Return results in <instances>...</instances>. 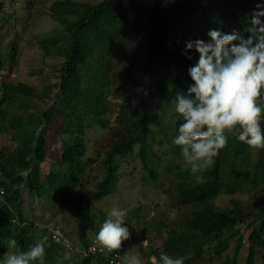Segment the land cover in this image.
Returning <instances> with one entry per match:
<instances>
[{
  "label": "trees",
  "instance_id": "1",
  "mask_svg": "<svg viewBox=\"0 0 264 264\" xmlns=\"http://www.w3.org/2000/svg\"><path fill=\"white\" fill-rule=\"evenodd\" d=\"M8 1L9 7L7 0L0 2V14L11 10L16 17L18 7L31 9L37 0ZM262 3L264 0H103L92 5L56 1L51 17L62 31L39 44L47 56L62 60L60 82L38 91L12 80V70L6 71L0 62L4 73L0 135L13 128L15 142L12 151L0 149V243L12 241L18 251H27L48 230H57L43 229L36 235V218L29 212L33 223L25 224L23 187L34 205L30 196L36 188L46 187L40 182L46 161L51 160L52 170L46 179L52 191L70 185L75 192L88 178L91 165L101 158L104 180L95 190L77 194L78 234L88 249L91 244L84 223L92 204L114 192L120 179L118 158L138 147L145 169L157 180L149 163L161 160L155 149L159 138L167 143L175 160L183 161L180 146L172 143L182 123L173 101L193 83L187 69L198 59L195 50L185 55V43L207 41V33L213 29L224 33L235 30L247 38L250 15ZM56 90H60L58 101L48 108ZM19 102L31 110L27 119L14 118L9 111ZM90 136L99 137L90 143ZM89 144L96 158L89 155ZM253 152L258 155L255 162ZM202 175L203 182H197L190 168L182 170L175 165L169 202L172 209L191 208V212L169 227L160 254L183 256L185 264H195L204 258L205 249L215 245L209 253L210 263L219 258L221 264H264V150L251 149L229 134L228 145ZM246 194L252 195L251 205L243 206L236 198L228 210L217 206L221 198ZM250 230L245 240L243 234ZM229 231L232 233L227 236ZM236 239L230 256L227 252ZM244 244H248L249 253L241 262ZM45 248L46 264L66 256L65 249L56 244H45ZM95 258L84 257L83 264H91ZM100 259V264L108 263V258Z\"/></svg>",
  "mask_w": 264,
  "mask_h": 264
},
{
  "label": "rangeland",
  "instance_id": "2",
  "mask_svg": "<svg viewBox=\"0 0 264 264\" xmlns=\"http://www.w3.org/2000/svg\"><path fill=\"white\" fill-rule=\"evenodd\" d=\"M2 0H0L1 2ZM58 0H37L31 9H25L22 5L16 10V17L12 11L0 14V62L6 71L12 70V80L27 84L40 91L43 88L60 82V73L58 71L62 67V60L52 56H47L41 48L39 42L44 39H52L55 35L62 31V27L52 19L51 7ZM73 2L89 3L96 5L103 0H72ZM8 7L10 2L7 0ZM13 61L10 62L11 56ZM3 72L0 73L3 76ZM56 95L51 96L48 101V108L53 107L60 94V90L55 91ZM33 102H31L32 107ZM24 102H19L9 107V111L14 113V118L20 116L22 118L29 115L31 110ZM17 119V118H16ZM15 119V120H16ZM18 120V119H17ZM20 121V120H19ZM18 121V122H19ZM14 129L0 135V149L4 151H12L15 142H13L12 134ZM99 136H90V143L96 140ZM156 151L159 153L160 161L149 163V168L158 176L154 180L148 171L139 155V148L135 147L132 154L118 158L116 164L119 166L120 179L114 192L104 197L102 200L92 204V212L88 220L84 223L87 240L90 244L96 242L95 236L99 231L104 217L113 208L118 207L126 210L127 217L125 226L132 230L141 232L142 242L146 245L143 247L141 242H138L136 248L132 252H139L143 260V264H151L152 256H159L163 251L164 242L167 238L169 227L175 220H184L183 215H189L191 208H181V210L172 209L169 202L168 191L170 190L173 178L175 165L179 164L182 170L189 168L184 161L175 160L164 140L156 139ZM89 155L96 158V154L91 151V145H88ZM11 149V150H10ZM257 152H253V162L257 160ZM48 161H51L50 159ZM46 161L42 167L41 177L42 184H45L43 190L36 188L35 192L30 196V200L26 198L27 191L23 194L25 200V212L34 214L38 228L36 235H41L43 227L60 229L66 236L68 242L72 245L73 251H66L68 255H75V264H83L84 257H81L80 252L84 249V245L78 234L80 221L77 217V194L83 190H95L98 183L104 180L106 171L102 165V159L91 165L89 168L88 178L82 181L81 185L71 192L70 185L65 188H58L52 191V186H49V180L46 179L50 171V165ZM56 169V168H54ZM25 188L23 187V190ZM252 195L227 196L217 201V206L222 210H228L232 207L231 200L240 198L243 206L251 205ZM35 206V212L33 210ZM25 222L32 224L33 221L25 214ZM250 231H246L243 236L247 240ZM232 231L226 235L229 236ZM237 239L230 244V256H233L237 246ZM205 249L204 258L195 264H221L222 260L215 258L209 262V253L212 247ZM64 250V248H63ZM18 248L12 241L5 244L0 243V257L6 254H14ZM249 253L248 244H244L239 260L244 262ZM77 256V257H76ZM79 256V257H78ZM259 258V257H258ZM100 258L96 257L91 264H100ZM68 261H55V264H67ZM258 264H262L258 261Z\"/></svg>",
  "mask_w": 264,
  "mask_h": 264
},
{
  "label": "clouds",
  "instance_id": "3",
  "mask_svg": "<svg viewBox=\"0 0 264 264\" xmlns=\"http://www.w3.org/2000/svg\"><path fill=\"white\" fill-rule=\"evenodd\" d=\"M246 31L247 38L235 30L213 29L207 41L185 43V55L195 50L198 59L187 69L193 83L173 101L182 123L172 143L180 146L197 182H203L202 174L228 145L229 134L251 149L264 150V3L251 13ZM126 217V210L118 207L107 213L95 236L101 251L120 250L130 239ZM45 258V242L40 240L27 251L0 257V264H46ZM120 259L121 264H143L140 253L130 250ZM151 264H185V257L162 253L152 256Z\"/></svg>",
  "mask_w": 264,
  "mask_h": 264
},
{
  "label": "built area",
  "instance_id": "4",
  "mask_svg": "<svg viewBox=\"0 0 264 264\" xmlns=\"http://www.w3.org/2000/svg\"><path fill=\"white\" fill-rule=\"evenodd\" d=\"M1 194H3V191L1 192ZM42 240H44L45 244L47 245L56 244L58 246H62L64 249L70 252L74 250L72 245L68 242V239L59 230H52V229L48 230L46 234L43 236ZM138 242H141L143 244V247L146 246L142 242L140 231H136L134 234L130 233V239L122 242V247L120 250H114L112 253L101 251L98 247L97 242H94L88 247L86 255L100 257V258L106 257L108 258L107 264H121L120 257L124 254L125 251L128 250L133 251L134 248H136Z\"/></svg>",
  "mask_w": 264,
  "mask_h": 264
},
{
  "label": "crops",
  "instance_id": "5",
  "mask_svg": "<svg viewBox=\"0 0 264 264\" xmlns=\"http://www.w3.org/2000/svg\"><path fill=\"white\" fill-rule=\"evenodd\" d=\"M52 163V162H51ZM50 165V164H49ZM50 168V170H52V166H50L49 167ZM26 189H24L23 190V193H24V191H25ZM27 194H28V196H27ZM26 198H27V200H28V198H29V192H27L26 193ZM26 214V216H28V214L27 213H25ZM25 224H27L28 225V223L27 222H25ZM35 224H36V227L38 228V224H37V222H36V220H35ZM31 225V224H30ZM44 229H48L49 227H43ZM59 231H60V229H59ZM131 231L132 230H129V232L131 233ZM64 235V234H63ZM65 236V235H64ZM59 247H61V248H63L62 246H59ZM86 252H87V249H85V247H84V249H82L81 250V252H80V255H81V257H87V255H86ZM77 257V256H76ZM79 257V256H78ZM61 260H64V261H68L69 260V262L67 263V264H75V255H73V256H71V255H68V254H66V256H64L63 258H61V259H58V261H61ZM57 261V260H56ZM57 264V263H56Z\"/></svg>",
  "mask_w": 264,
  "mask_h": 264
},
{
  "label": "water",
  "instance_id": "6",
  "mask_svg": "<svg viewBox=\"0 0 264 264\" xmlns=\"http://www.w3.org/2000/svg\"><path fill=\"white\" fill-rule=\"evenodd\" d=\"M55 95H56V93L53 94V96H55ZM56 100L58 101V98L57 97H56ZM27 196H28V194H27Z\"/></svg>",
  "mask_w": 264,
  "mask_h": 264
}]
</instances>
